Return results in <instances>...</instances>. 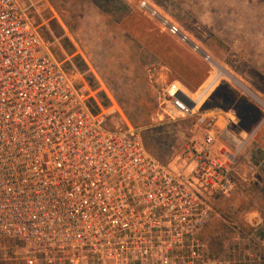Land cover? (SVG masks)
I'll list each match as a JSON object with an SVG mask.
<instances>
[{"label":"built area","instance_id":"2783aa9c","mask_svg":"<svg viewBox=\"0 0 264 264\" xmlns=\"http://www.w3.org/2000/svg\"><path fill=\"white\" fill-rule=\"evenodd\" d=\"M28 1L0 0V264H221L202 231L255 132L238 133L232 111H200L211 87L193 100L171 81L157 119L193 122L181 154L160 161L119 105L103 107L86 73L55 56L37 23L44 0Z\"/></svg>","mask_w":264,"mask_h":264},{"label":"rangeland","instance_id":"374dc122","mask_svg":"<svg viewBox=\"0 0 264 264\" xmlns=\"http://www.w3.org/2000/svg\"><path fill=\"white\" fill-rule=\"evenodd\" d=\"M143 1L201 52L169 35L140 7ZM38 11L37 23L55 56L78 63L100 104L109 106L108 97L116 102L141 129L146 150L164 163L181 154L193 121H159L161 91L176 80L204 79L205 85L215 75L206 56L264 101V0H44ZM212 86L201 112L236 113L235 128L243 134L264 119V108L230 81L218 79ZM249 164L257 168L253 182L244 181ZM240 165L237 188L213 204L202 239L210 258L221 264H264V123L243 150Z\"/></svg>","mask_w":264,"mask_h":264},{"label":"bare ground","instance_id":"6f19581e","mask_svg":"<svg viewBox=\"0 0 264 264\" xmlns=\"http://www.w3.org/2000/svg\"><path fill=\"white\" fill-rule=\"evenodd\" d=\"M207 61L210 63V65L214 69L215 75L210 80H208L207 83L204 85L206 87V89L207 88H210L212 85H214L218 79H225L227 81H230L235 86H237L240 90H242L243 92H245L256 103H258L261 107L264 108V101L260 97H258L256 94H254L253 92H251L233 74H231L225 68H223L222 66H220L215 60H213L211 58H208ZM203 91L201 93L199 91L197 94L192 95V98L191 99H193V100L196 99L199 95H202L204 93ZM263 123H264V119H262V121L260 122V124L257 127L259 128ZM257 127L255 128L254 132L257 131V129H258Z\"/></svg>","mask_w":264,"mask_h":264},{"label":"crops","instance_id":"0c3cea01","mask_svg":"<svg viewBox=\"0 0 264 264\" xmlns=\"http://www.w3.org/2000/svg\"><path fill=\"white\" fill-rule=\"evenodd\" d=\"M176 81H178V80H176ZM178 82L181 83L183 85V87H185L188 90V89H198V88L202 87L206 81H204V79H201L197 83H192V82L183 83L180 81H178Z\"/></svg>","mask_w":264,"mask_h":264},{"label":"trees","instance_id":"16d2710c","mask_svg":"<svg viewBox=\"0 0 264 264\" xmlns=\"http://www.w3.org/2000/svg\"><path fill=\"white\" fill-rule=\"evenodd\" d=\"M75 62H76V61H75ZM77 64H78V63H77ZM77 64H76V66L79 68V65H77ZM79 69H80V68H79ZM82 70H83V69H82ZM82 70L80 69V71H82ZM88 80H89V79H88ZM103 105H104V104H103Z\"/></svg>","mask_w":264,"mask_h":264}]
</instances>
